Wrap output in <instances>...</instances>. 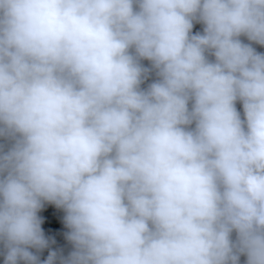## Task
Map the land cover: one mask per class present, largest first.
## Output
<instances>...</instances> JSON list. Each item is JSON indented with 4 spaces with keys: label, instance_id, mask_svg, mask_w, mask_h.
I'll return each mask as SVG.
<instances>
[{
    "label": "clouds",
    "instance_id": "obj_1",
    "mask_svg": "<svg viewBox=\"0 0 264 264\" xmlns=\"http://www.w3.org/2000/svg\"><path fill=\"white\" fill-rule=\"evenodd\" d=\"M256 45L264 0H0L3 264H264Z\"/></svg>",
    "mask_w": 264,
    "mask_h": 264
},
{
    "label": "trees",
    "instance_id": "obj_2",
    "mask_svg": "<svg viewBox=\"0 0 264 264\" xmlns=\"http://www.w3.org/2000/svg\"><path fill=\"white\" fill-rule=\"evenodd\" d=\"M199 25H194V31L199 29ZM257 51H264V48L256 45ZM239 108V105H237ZM39 215L43 217V223L41 225L42 229L45 232L46 238L50 237L54 243L51 245L53 250L60 249L67 254L70 250V245L64 238V232L66 231L62 217L63 212L60 209H57L54 205L46 204L44 208L40 211ZM48 254V250L45 249L41 254L40 257L43 260L46 258ZM0 264H3V258L0 256Z\"/></svg>",
    "mask_w": 264,
    "mask_h": 264
}]
</instances>
